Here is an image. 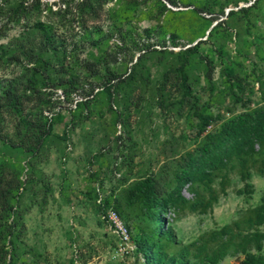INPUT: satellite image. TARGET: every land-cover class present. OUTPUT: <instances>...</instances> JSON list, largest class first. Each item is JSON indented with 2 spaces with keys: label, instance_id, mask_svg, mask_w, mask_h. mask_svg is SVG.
<instances>
[{
  "label": "rangeland",
  "instance_id": "1",
  "mask_svg": "<svg viewBox=\"0 0 264 264\" xmlns=\"http://www.w3.org/2000/svg\"><path fill=\"white\" fill-rule=\"evenodd\" d=\"M54 1L59 0L51 2ZM129 1H109L102 9L86 15L88 25L103 27L108 32L113 27V14ZM138 1L139 9L131 23L136 29L134 34L152 26H164L167 47L155 46L147 53L131 48L119 55L117 63L111 60L106 67H97L99 77L88 78L87 82L103 85V77L110 70L120 77L112 82H119L118 85L100 92L88 106L72 111H61L58 107L53 114L46 113L49 118L60 113L64 120L59 122L58 117L55 136L34 157L0 143V169L5 168L7 176L13 167L21 166L20 180L24 182L15 215L20 217L18 264H138L135 253L123 258L116 255L117 239L97 211L98 195L103 198L120 195L122 180L127 186L150 174L156 175L163 189L170 190L175 173L184 168L187 154L195 153L207 135L236 115L264 107V1L246 14L240 9L250 7L256 0H240L237 6V0H189V7L181 5V0H177V6L161 0L166 8L158 0ZM232 11L234 15L230 14ZM77 18L84 20V17ZM211 18L214 19L211 28L200 38L202 25ZM42 20L48 21L49 15L44 13ZM54 23L59 40L65 39L64 45L82 66L87 60H93L92 52L98 55L90 43L81 45L77 36L80 21L72 26L62 25L58 19ZM215 27L218 30L210 38L208 34ZM115 35L109 49L111 54L119 38L118 33ZM171 35L177 37V46L173 45ZM13 36L16 35L13 33ZM35 38L33 32H28L24 41L30 44ZM156 41L153 37L146 44ZM200 41L206 44L201 45ZM196 45V52L187 56L186 50ZM141 55L142 60L136 64ZM185 58L190 96L184 95L185 82L180 75ZM228 67L246 85L242 103L235 101L230 90ZM209 69L213 71V87L207 77ZM11 71L15 74L18 67ZM80 72L85 76L84 69ZM232 86L236 90L234 83ZM42 90L47 94L51 91ZM58 91H54L52 100L58 106L69 108L58 97ZM196 104L206 106L215 119L202 136L200 118L194 110ZM36 106L33 102L27 108ZM38 112L29 110L24 115L31 114L35 120ZM20 128L21 135H27V126ZM6 132L13 137L15 127L10 125ZM259 166L251 168L253 194L239 195L244 181L238 170L230 174L224 185L220 184L222 177L219 176L215 187L220 199L213 213L187 212L182 216L170 213L168 225H173L178 238L189 244L205 233L243 218L248 209L260 203L264 194V174ZM183 194L192 197L187 189ZM5 219L1 211L0 223L4 224ZM81 254L85 255L84 260L79 258ZM242 258L230 255L221 264H239Z\"/></svg>",
  "mask_w": 264,
  "mask_h": 264
},
{
  "label": "trees",
  "instance_id": "2",
  "mask_svg": "<svg viewBox=\"0 0 264 264\" xmlns=\"http://www.w3.org/2000/svg\"><path fill=\"white\" fill-rule=\"evenodd\" d=\"M51 1L0 0V143L30 157H34L46 141L55 136L54 127L58 117L59 122L64 120L60 113L54 114L52 118L46 113L53 114L58 107L61 111L71 110L58 106L52 100L54 91L61 90L65 103L69 105L74 102L75 96L86 99L79 102L76 109L88 106L100 92L106 89L110 91L117 86L119 82H112L120 79L116 73L108 70L103 77V85L87 82L88 78L99 77L100 70L97 67H106L111 60L117 63L119 55L131 48L147 53L155 46L167 47V32L164 26H152L142 33L134 34L136 29L131 23L139 9L138 0L129 1L113 14V27L108 32H104L103 27H90L85 17L102 9L112 0ZM158 1L166 8L161 0ZM166 1L173 6L179 5L177 0ZM181 1V5L190 6L189 0ZM239 1L237 0L236 6ZM261 1L264 0H256L253 5L240 11L246 14ZM56 6L59 7L54 10ZM44 13L49 15L48 21L42 20ZM221 13L223 14V10ZM234 13L235 11H232L230 14ZM77 16L84 17V20L78 19ZM55 19L60 20L62 25L68 23L70 26L80 21L77 36L81 45L90 43L98 55L92 52L93 60H87L82 66L78 58L64 45L65 39L59 40ZM211 19L202 25L204 30L200 38L211 28L214 20ZM216 28L210 30V38L218 30ZM28 32L36 35L35 42L25 43ZM13 33L16 36L11 37ZM115 33L119 34V38L114 42L115 50L114 54H111L109 49L113 46L111 42L116 36ZM153 37L157 39L155 44H146ZM171 41L174 46L178 45L176 36L171 35ZM204 42L199 43L206 44ZM197 49V45L190 47L185 54L188 56ZM141 60L142 55L136 64ZM187 66L188 61L185 58L180 67V75L185 82L184 95L190 96L191 88L186 84ZM15 67H18V72L14 74L11 69ZM81 69L86 71L85 76L80 72ZM227 71L235 101L244 102V80L234 75L232 68L228 67ZM207 77L213 87L211 69ZM233 77L234 82L231 81ZM233 83L236 90L232 86ZM42 88L51 90L50 94ZM97 89L100 91L95 93ZM33 102L38 106L27 108V105ZM29 110L39 111L35 120L31 119V114L24 115ZM194 110L200 118L199 134L202 136L215 119L206 106L196 104ZM68 124L66 128L69 127ZM10 125L15 127L16 133L13 137L6 132ZM25 125L27 135H21L20 127ZM258 164L260 172L264 174V107L236 115L225 121L213 134L207 135L195 153L187 154L184 168L175 173L170 190L162 188L155 174L136 179L127 186V182L122 180L120 195L106 196L103 205H96L97 211L102 214L104 209L110 206H114L118 211L136 244L135 256L138 264H221L230 255L243 256L239 264H264V194L260 203L248 209L243 218L205 233L189 244H184L178 238L175 228L168 225L167 220L170 213L176 216L187 212L197 215L213 213L220 199L215 187L216 179L221 176L220 184L224 185L230 174L236 170L244 181V189L238 192L239 195L253 194L251 168ZM20 174L21 166L13 167L7 176L5 168L0 169V212L6 217V222L0 223V264L19 262L17 247L20 243V217L15 215L20 188L24 184L20 180ZM184 189L188 190L191 198L183 194ZM221 191L225 193V188L222 187ZM130 211L133 215L129 214ZM136 219L140 221L136 222ZM79 258L84 260L85 255L81 254Z\"/></svg>",
  "mask_w": 264,
  "mask_h": 264
},
{
  "label": "built area",
  "instance_id": "3",
  "mask_svg": "<svg viewBox=\"0 0 264 264\" xmlns=\"http://www.w3.org/2000/svg\"><path fill=\"white\" fill-rule=\"evenodd\" d=\"M100 91L99 89L96 90L95 93ZM58 96H60L64 100V95L62 91H58ZM86 99L82 98L81 96H75L74 102L69 105L71 110H75L77 108V104L82 102ZM104 199L101 194L98 195L97 204L103 205ZM102 219L107 224L111 233L117 239V248H116V255L119 257H128L132 256L136 250V244L132 239L131 232L126 225L123 218L120 216L118 211L114 208V206L107 207L104 209L102 213Z\"/></svg>",
  "mask_w": 264,
  "mask_h": 264
}]
</instances>
